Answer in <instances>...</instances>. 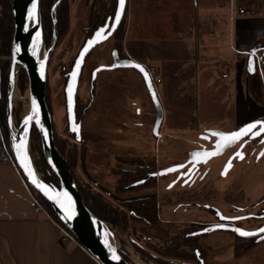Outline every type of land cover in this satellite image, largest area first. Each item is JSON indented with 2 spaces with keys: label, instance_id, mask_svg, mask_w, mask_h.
Returning a JSON list of instances; mask_svg holds the SVG:
<instances>
[{
  "label": "rangeland",
  "instance_id": "obj_1",
  "mask_svg": "<svg viewBox=\"0 0 264 264\" xmlns=\"http://www.w3.org/2000/svg\"><path fill=\"white\" fill-rule=\"evenodd\" d=\"M245 1L248 7L264 12V0ZM92 3L93 0H71L70 26L50 54L47 68V82L50 88V104L55 130L57 133L73 139L75 134L68 129L64 93L67 79V77L65 79V75L70 71L77 53L86 39ZM114 42L111 37L93 48L87 55L82 68L78 95L84 101L89 98L91 101L84 118L82 121L80 120L81 133H88L90 136L99 137V139L85 141L82 153L85 160L80 158L79 174L82 177L87 174L86 180L90 181L95 189L103 192L111 201L143 195L157 199V217L160 224L150 226L143 221H134L130 224L131 231L126 235L128 238L139 240L138 243L146 250H150V246L153 244H158L163 237L176 233L178 229L199 222L203 224L205 230L211 232L200 239V244L208 251L201 257L197 253L199 261L195 264H264V240L251 249H247L241 254L238 253L239 255H236L234 248L236 244L242 242L241 239H244L235 237V233L240 234L236 229L256 233L258 239L264 236V233L259 231L264 228V155H262L264 153V136L258 141H254L251 137L243 139L225 152L206 162H200L199 171L187 186L180 183L175 174L169 173L157 176L154 189H135L120 194L113 192L116 178L111 173V169L115 167L117 157L152 156L158 171L175 165L182 161L191 150L207 144L201 140V135L205 134L204 127L197 131L194 122L186 124L183 120L178 121L173 114L166 113V111L163 130L162 128L160 130V135L162 133L164 138L159 139L160 137H158V141H155L153 124L156 111L148 93H144L141 102L134 105L131 104L132 100L128 103L133 94L127 98L121 97L120 102L116 101L115 106L113 104V93L116 95L117 90L120 92L121 88H124L122 85L125 84L124 78L118 79V76H109L105 83L102 82L104 88L102 94L106 97V104L99 107L101 96H94L96 89L95 79L92 80V71L98 66L111 62L110 53L114 50ZM121 51L124 54L123 47ZM247 64L248 60H246ZM258 70L260 71L259 68ZM100 72H104V70ZM249 80L246 68L247 94H249ZM116 81L121 84H117ZM17 86L19 88L17 90L19 107H14V118L23 110L25 115L30 101L29 93H26L27 80L25 90L23 93L21 92L19 73ZM160 87L161 83L156 87L159 100ZM162 105L164 109V102ZM97 111L99 115L96 119L94 115ZM188 115L192 116L191 113ZM215 118L218 119L220 116H215ZM230 118L231 112L226 119L230 120ZM90 120L91 125L87 127L85 123ZM17 125L18 123L15 124V126ZM230 129V126L221 125L219 130L227 132ZM262 133L255 137H262ZM177 136H183L185 140L171 139ZM12 144H14L13 140ZM9 151L12 154V151ZM237 152L243 154L242 159L236 155ZM229 162L231 166L226 167ZM41 166L45 170L42 159ZM83 167H85V171L82 170ZM44 170L45 179L50 181L52 186L58 185L55 177ZM107 191L108 194H106ZM237 217L240 219H235ZM217 225H223L222 228L229 230H220L215 227ZM136 234H140L144 238L143 240H151L153 244L147 245ZM119 238L121 239V237ZM121 240L130 246L127 240L123 238ZM131 248L136 251L133 247Z\"/></svg>",
  "mask_w": 264,
  "mask_h": 264
},
{
  "label": "crops",
  "instance_id": "obj_2",
  "mask_svg": "<svg viewBox=\"0 0 264 264\" xmlns=\"http://www.w3.org/2000/svg\"><path fill=\"white\" fill-rule=\"evenodd\" d=\"M246 6L245 0H134L127 7L123 52L162 72L163 119L166 111L178 121L194 122L197 131L219 130L221 125L231 131L264 116V105L246 93L245 82L250 55L264 78V12ZM109 76L125 81L124 88L113 93L114 106L130 94L127 101L134 105L148 93L134 69L99 71L94 93L101 96L99 107L106 104L102 82ZM98 115L95 112L96 119ZM85 125L90 127L91 120ZM160 130L155 141L164 138ZM144 197L149 196L118 200ZM0 264H101L82 246L60 241L53 221L34 212L31 191L17 167L1 158Z\"/></svg>",
  "mask_w": 264,
  "mask_h": 264
},
{
  "label": "trees",
  "instance_id": "obj_3",
  "mask_svg": "<svg viewBox=\"0 0 264 264\" xmlns=\"http://www.w3.org/2000/svg\"><path fill=\"white\" fill-rule=\"evenodd\" d=\"M55 1L56 0H40L42 34L46 47L51 44L54 35L52 6ZM115 7L116 0H93L89 18L90 25L86 30V38L89 37L95 29L104 24L109 14H114ZM246 9H249V7L246 6ZM70 13L71 0H59L55 6L56 39L54 47L57 46L58 42L68 31L70 26ZM126 16L127 9L112 36L115 41L114 47L118 50L122 48ZM13 31L11 0H0V130L10 150V132L7 125V89L10 68V43ZM18 73L20 88L23 93L26 85V74L23 69ZM66 77L67 74L65 75V79ZM248 78H250L248 81L249 95L252 96L257 104L264 105V78L261 72L255 68L251 73H248ZM46 89L45 102L52 116L48 82ZM90 101L91 98L84 101L78 93L76 94L75 115L77 121H82L84 118ZM12 116H14V110H12ZM261 120L264 122V116ZM52 129L56 149L65 158L83 203L98 219L104 222L117 237L127 240L131 247L141 253L153 264H195V262L199 261L197 256L199 255L201 257L208 251L206 247L200 244V239L206 235V232L199 233V230L203 227L197 223H192L191 225L180 228L171 236L163 237L158 244H153L151 241H148V239L143 240L144 238L140 234H136L141 241L145 242L147 245H150V243L153 244V246H150V250H146L145 247L141 246L140 243H138L139 240L133 239L132 237L128 238L126 235L131 231V222L143 221L150 226H157L160 224L157 217V204L155 198L144 197L111 201L103 192L95 189L90 181H87L79 174V161L82 157L85 141H97L99 137L90 136L88 133L82 132L81 140L76 141L73 138L57 133L53 119ZM262 134L264 136V132ZM31 139L36 152L42 159L45 170L54 176L42 155L40 134L34 124L31 127ZM155 171V159L152 156H119L117 157L115 167L111 169V173L116 178L113 192L115 194H120L135 189H154L156 186ZM55 179L57 180V178ZM27 185L31 192L42 202L52 217L60 222L48 201L31 185ZM262 240L263 239L259 240V242ZM256 243L254 239H249L247 242H239L234 247L236 255L243 253ZM119 254L128 262L134 264L123 252H119Z\"/></svg>",
  "mask_w": 264,
  "mask_h": 264
},
{
  "label": "water",
  "instance_id": "obj_4",
  "mask_svg": "<svg viewBox=\"0 0 264 264\" xmlns=\"http://www.w3.org/2000/svg\"><path fill=\"white\" fill-rule=\"evenodd\" d=\"M58 1L59 0H56L52 6V16H53V21H54V28H53L54 35H53L51 44L48 47H46L43 41V34H42L40 0H35L37 8H36V15L33 18H29V12L32 8L33 0H11V10H12V16H13L14 31H13V34L11 37V43H10V68H9V74H8L9 78H8V89H7V125H8L9 132H10V146H11L10 148H11L12 155H13V161L18 171L23 176L24 181L27 184L31 185L34 189H36L48 201L53 211L55 212L56 216L58 217L59 221L67 229L70 230V232L75 236L78 243L85 250H87L91 255H93L101 264H132L128 262L127 260H125L119 254V252H123L122 250L117 249L113 253V250L107 247V242L109 239L119 238V237H117L107 227V225L104 222L98 219L85 206V204L83 203L81 199L79 191L77 189L75 181L70 173L69 166L65 158L56 149V146L54 143V136H53V129H52V116L45 102V93H46L48 62L50 59V54L52 53L54 49V44H55V39H56L55 37V31H56L55 6ZM126 9H127V0H124V7L122 11L120 9L119 0H116V7L114 10V14L113 15L109 14L104 24L99 26L97 29H95L93 33L84 40L72 64V67L67 74V79H66V83L64 87V93H65L68 129L70 132L75 134L74 139L76 141H80L81 139V123L80 121L76 120V115H75L76 94L78 90L79 79L82 73V68L85 63L86 57L93 50V48H95L98 44L105 42L107 39H109L114 34L121 19L123 18V15ZM118 11H121V16H120L119 23H116L115 17ZM102 28L104 29V32L101 34V37L98 38L96 36V33L100 31V29ZM28 32L31 34L32 45L27 50L25 48L24 38ZM37 32L40 33V36L38 38L36 37ZM90 40H96V43H94L91 47H89L88 45V42ZM34 44H35V54L33 52ZM17 45H19V49H20L19 52H16ZM86 48L88 49L87 52L84 51ZM82 52L84 53L83 57H81ZM77 61H80L79 68L76 67ZM133 65H140L144 69V67L142 66L140 62L130 58L129 56L121 57L118 51L114 49L112 51L111 64L101 65V66L96 67L92 71V80L95 79L97 73L101 70H113L117 68H131V69L136 70L142 77L146 90L154 105V108L156 111V118L153 124V135L158 136L160 126L163 120V109H162L161 102L159 100V97L155 89L153 88L149 80L148 75L146 77L144 74L146 72L145 69H144V72H142L140 68L134 67ZM21 69H23L26 74L27 91L29 92L30 101H29L27 110L25 112V115L19 123L20 134H15L11 128V124L13 123V120H14V117L12 116L13 108L11 106V100H12V95H13V86L15 82L17 83V75ZM253 69H254V59H253V55H250L248 58L247 70L251 73ZM74 71L77 73L75 79H73V76H72V73ZM70 86L72 88L71 109L69 107V87ZM33 100H35L36 102V106L38 108V115L34 117V119L31 122H29L28 125H25L24 124L25 118L32 114ZM37 120H39V123H37ZM261 122H263V120L251 121L249 123L244 124L243 126L239 128H236L234 130L227 131V132L221 131L218 129L205 130L204 133L206 137L215 138V143L213 145V148L209 150H199V149L191 150L189 152V158L184 164H181V165L185 166L187 163H192V165H194L196 163L198 164L202 162L203 160L197 161V162L192 160V156L196 152H200V153L201 152H213L217 150L216 145L219 140V137L212 135V133H216V132L231 133L234 131H238L239 129L251 123H256L257 126H259V129L256 131V132H259L260 127L264 126V123H261ZM33 124L35 125V127L37 128L40 134L42 155L46 163L48 164L50 170L54 174V177L57 178L58 185L52 186L50 184L52 186L51 187L50 185L45 183L39 177V175L33 170L35 178L38 181L42 182L43 184L48 185L50 188L52 189L55 188L57 192H60V193L67 192L68 193V195L71 197V209H72L71 219L67 217L65 209L61 207V205L57 203L56 200L50 199L49 196L45 195V193L40 188H38L36 184L32 182V177L29 176L28 171L21 164L20 158L17 155V149L15 145L20 143L21 139H24L26 141V145L28 143V140H31L32 142L31 127ZM74 127L77 129L76 131H73ZM245 137L254 138L255 136H253L250 133L246 136L241 137L240 139L245 138ZM12 140L14 141V144H12ZM237 141H235L234 143L220 150L219 154H221V151H224L230 148L231 146H233ZM217 155H213L211 157H208L207 159L213 158L214 156H217ZM179 166L180 165H174V166H170L168 168L162 169V170H158L157 175L161 176V175L174 172V171H171V172L167 171L170 168L175 169V171L183 168ZM44 171L47 172L46 170ZM215 227L219 229V227L217 226ZM123 253L126 254L125 252ZM114 254L115 256L119 257V259H113ZM126 256L128 257L127 254ZM130 260L134 264H138L134 262L132 259ZM145 260L153 264L147 258H145Z\"/></svg>",
  "mask_w": 264,
  "mask_h": 264
},
{
  "label": "snow or ice",
  "instance_id": "obj_5",
  "mask_svg": "<svg viewBox=\"0 0 264 264\" xmlns=\"http://www.w3.org/2000/svg\"><path fill=\"white\" fill-rule=\"evenodd\" d=\"M119 3H120V9L122 11L123 7H124V0H119ZM36 8H37L36 2H35V0H33L32 8H31V10L29 12V18H33L36 15ZM121 11H118L116 13V17H115L116 23H119V21H120ZM103 32H104V29L102 28V29H100V31H98L96 33V36L98 38L101 37V34ZM39 36H40V33L37 32L36 33V37L38 38ZM94 43H96V40H90L88 42L89 47H91ZM19 50H20L19 49V45H17L16 52H19ZM84 51L87 52L88 49L86 48ZM33 52L35 54V44H34ZM83 55H84V53L82 52L81 53V57H83ZM79 66H80V61H77L76 67L79 68ZM133 66L137 67V68H140V70L142 72H144V69L140 65H133ZM144 74L147 77V73L145 72ZM76 75H77V73L74 71L72 73L73 79H75ZM71 93H72V88L70 86L69 87V107H70V109H71V101H72ZM37 115H38V108L36 106L35 100H33L32 114L25 118L24 124L28 125L29 122H31L34 119V117H36ZM37 123H39V120H37ZM261 123H264V122H261ZM256 127H257L256 123H251V124L241 128V129H239L238 131H234V132H231V133H219V132L212 133V135L219 137V140H218L217 145H216V149L217 150L213 151V152H206V153L196 152V153L193 154V156H194V158L203 156V157H205V162H206V158L211 157L213 155L219 154L220 150H222L223 148L229 146L230 144L234 143L235 141L239 140L241 137L246 136V135H248L250 133L252 135H254V136L255 135H260L261 132H264V126H262L260 128L259 132H253V130L256 129ZM76 130L77 129L74 127L73 131H76ZM25 132H26V130H25ZM15 147L17 149V155L20 158L21 164L28 171L29 176L32 177V182L34 184H36V186L38 188H40L45 193V195L49 196L50 199L56 200V202L59 203L61 205V207H63L65 209L67 217L69 219H71V216H72L71 197L68 195V193L67 192H63V193L57 192L56 190L50 188L48 185L43 184L42 182L38 181L35 178L34 172H33V170L30 167V161H29V158L27 156V151H26V141L24 139H21L20 143L15 145ZM236 155L239 156L241 159L243 158V154L240 153V152H237ZM262 155H264V153H262ZM230 166H231V163L229 162V165L226 166V167H230ZM179 167H184V166L180 165ZM167 171L171 172V171H175V169L170 168ZM225 174H226V172H225ZM235 219H240V218L237 217ZM217 227H223V225H217ZM236 231H238L241 235H245V236L256 235V233L246 232V231L241 230V229H236ZM259 231L261 233H264V228H261ZM261 238L264 239V236H262ZM114 252H115V250H113V253ZM113 259H119V257L115 256V254H114L113 255Z\"/></svg>",
  "mask_w": 264,
  "mask_h": 264
},
{
  "label": "bare ground",
  "instance_id": "obj_6",
  "mask_svg": "<svg viewBox=\"0 0 264 264\" xmlns=\"http://www.w3.org/2000/svg\"><path fill=\"white\" fill-rule=\"evenodd\" d=\"M24 44H25V48L27 50L32 45L31 34L29 32L27 33V35L24 38ZM17 90H19V88L17 86V83L15 82L14 86H13V95H12V100H11V106H12L13 110H14V107L15 108L19 107V101H18L19 95L17 94ZM26 93L28 94L29 92L27 91ZM23 113H24V110L21 111L20 113H18V116H16L14 118L13 123L11 124L12 131L15 134H20L19 123L23 118L22 116H24ZM17 123H18V125L15 126V124H17ZM26 151H27V156H28L29 161H30L31 169L34 170L45 183L50 185V181H47L45 179L44 172H43V169L41 166V159L39 158L38 153L34 149L31 140H28V143L26 145ZM54 190H56V189L54 188ZM107 247L111 250H117V249L122 250L123 252H125L128 255V257L130 259H132L134 262H136L138 264H151V263L147 262V260H145V258L142 255H140L139 253L134 251L130 246H128L125 242L121 241L119 238L109 239L107 242Z\"/></svg>",
  "mask_w": 264,
  "mask_h": 264
},
{
  "label": "built area",
  "instance_id": "obj_7",
  "mask_svg": "<svg viewBox=\"0 0 264 264\" xmlns=\"http://www.w3.org/2000/svg\"><path fill=\"white\" fill-rule=\"evenodd\" d=\"M133 1L134 0H127V7L128 8ZM142 66L144 67V69H145V71L149 77V80H150L153 88L155 89V91L157 93L156 87L162 82V72L159 70V68L157 66H154V65L142 64ZM9 150L10 149L6 145L5 140L3 138V135H2V132L0 130V158L4 162H9L15 166L14 161L12 159V154L10 153ZM26 185H27V183H26ZM27 187H28V185H27ZM31 197H32L33 204H34V212L35 213H42L47 218H49L51 221H53V223L55 224V226L58 228V230L60 232V241L62 243L74 242L75 244L80 245L78 243V241L76 240L75 236L70 232V230L67 229L62 223L56 221L52 217V215L49 213V211L45 208V206L42 204V202L32 192H31Z\"/></svg>",
  "mask_w": 264,
  "mask_h": 264
},
{
  "label": "flooded vegetation",
  "instance_id": "obj_8",
  "mask_svg": "<svg viewBox=\"0 0 264 264\" xmlns=\"http://www.w3.org/2000/svg\"><path fill=\"white\" fill-rule=\"evenodd\" d=\"M113 36V35H112ZM111 36V37H112ZM110 37V38H111ZM84 42V41H83ZM82 46V45H81ZM113 49H115V47L113 46ZM117 51H118V53H119V55L121 56V57H124L125 55L124 54H122V51L121 50H118V49H116ZM110 59H111V62H112V53H110ZM110 62V63H111ZM109 63V64H110ZM108 65V64H107ZM81 75H82V73H81ZM80 80H81V76H80V79H79V83H80ZM79 86V85H78ZM77 93H78V90H77ZM259 129V126H257L256 127V129H254L253 130V132H256L257 130ZM249 137V136H248ZM248 137H245V138H242V139H240L239 141H237L236 143L238 144L240 141H242L243 139H246V138H248ZM261 138H263V134H262V137L260 136V137H258V138H253V140L254 141H258V140H260ZM201 140H203V141H205V142H207V144H204V145H202V146H200V147H197L196 149H199V150H209V149H212L213 148V145H214V143H215V138H212V137H206V135L205 134H203V135H201ZM235 143V144H236ZM227 150V149H226ZM226 150H224V151H221V153H223V152H225ZM201 153H206V152H201ZM189 158V153L187 154V156L182 160V161H179L178 163H176L175 165H181V164H184L186 161H187V159ZM211 159V158H210ZM192 160H194L195 162H197V161H201V160H203V161H205V157H203V156H200V157H195L194 158V156H192ZM207 160H209V159H207L206 158V161ZM199 165H200V163H196V164H194V165H192V163H187L182 169H179V170H176V171H174V172H172V173H170V174H175V177H177V179H178V181L180 182V183H183V185L184 186H187V185H189L190 183H191V180L194 178V176H195V174L199 171L198 170V168H199ZM174 166V165H173ZM169 174V173H168ZM168 174H166V175H168ZM155 176H156V181H157V169H156V171H155ZM155 200H156V204H157V199L155 198ZM195 223H197V224H199V225H203V224H200L199 222H195ZM203 227V226H202ZM227 227V226H226ZM230 228V227H229ZM203 229V231H200V230H202ZM202 229H200L199 230V233H202V232H206V234L208 235L210 232H209V230H205V228L203 227ZM219 229L220 230H226V231H228L229 229L228 228H222V227H219ZM236 234V236L235 237H237V238H239V239H241V238H244V239H241V241H248L249 239H254V241L255 242H257L254 246H256L258 243H259V240H261L262 238H260V239H258V236L257 235H253V236H245V235H241V234H237V233H235ZM206 236V235H205ZM204 236V237H205ZM264 240V239H263ZM262 240V241H263ZM261 242V241H260ZM253 246V247H254ZM252 248V247H251ZM251 248H249V249H251Z\"/></svg>",
  "mask_w": 264,
  "mask_h": 264
}]
</instances>
